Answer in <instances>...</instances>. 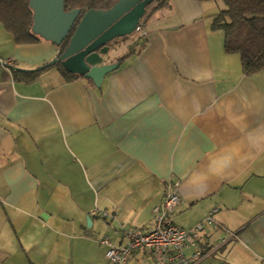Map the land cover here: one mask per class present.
Listing matches in <instances>:
<instances>
[{
  "label": "crops",
  "instance_id": "crops-1",
  "mask_svg": "<svg viewBox=\"0 0 264 264\" xmlns=\"http://www.w3.org/2000/svg\"><path fill=\"white\" fill-rule=\"evenodd\" d=\"M209 6L155 3L145 44L111 45L128 52L105 57L119 67L101 87L56 66L17 80L11 67L38 69L60 48L0 39V61L12 59L0 63V264H111L103 238L152 230L175 182V225L213 215L202 244L214 252L197 264H264V71L244 75ZM127 264L157 263L142 250Z\"/></svg>",
  "mask_w": 264,
  "mask_h": 264
},
{
  "label": "water",
  "instance_id": "water-1",
  "mask_svg": "<svg viewBox=\"0 0 264 264\" xmlns=\"http://www.w3.org/2000/svg\"><path fill=\"white\" fill-rule=\"evenodd\" d=\"M65 1L30 0V5L34 10V33L53 45L60 48L75 28L66 49L43 67L15 70L40 72L61 64L67 73L84 77L101 87L106 75L119 67V63L109 64L104 60L111 44L132 37L145 18L148 6L155 0H119L109 10H90L83 16L78 9L66 12Z\"/></svg>",
  "mask_w": 264,
  "mask_h": 264
},
{
  "label": "trees",
  "instance_id": "trees-1",
  "mask_svg": "<svg viewBox=\"0 0 264 264\" xmlns=\"http://www.w3.org/2000/svg\"><path fill=\"white\" fill-rule=\"evenodd\" d=\"M119 0H66L65 11L80 10L83 16L90 10H109ZM171 0H155L147 8L167 9ZM209 2L218 0H197ZM225 9L212 16V30L225 34V52L239 55L242 71L246 76H253L264 71V0H223ZM147 14V13H146ZM0 24L11 34L16 45H31L42 40L34 33V10L30 0H0ZM70 36L60 47L63 52L68 46ZM123 39H129L125 37ZM143 39L144 38H140ZM138 45H143L145 42ZM63 72L66 80H74L78 76L67 73L61 64L55 65ZM11 67L17 80L28 84L37 81L40 72L24 73ZM46 70V69H45ZM44 71V70H43Z\"/></svg>",
  "mask_w": 264,
  "mask_h": 264
},
{
  "label": "built area",
  "instance_id": "built-area-1",
  "mask_svg": "<svg viewBox=\"0 0 264 264\" xmlns=\"http://www.w3.org/2000/svg\"><path fill=\"white\" fill-rule=\"evenodd\" d=\"M143 23H140L136 33L146 37L143 31ZM12 59L2 61V65L8 68ZM177 182L170 183L164 195L163 203L153 210V229L143 232L134 228L123 230L125 242L117 245L110 237H104L102 245L107 248L106 257L111 264H127L134 253L138 251L150 252L157 264H197L209 257L214 251L202 244V235L206 226L214 225L213 215L205 219L192 229H183L175 225L171 217L181 205L178 194ZM217 210H214L215 213ZM102 218H113L107 211L95 213ZM233 239L231 233L223 235L217 244V248L226 245Z\"/></svg>",
  "mask_w": 264,
  "mask_h": 264
},
{
  "label": "rangeland",
  "instance_id": "rangeland-1",
  "mask_svg": "<svg viewBox=\"0 0 264 264\" xmlns=\"http://www.w3.org/2000/svg\"><path fill=\"white\" fill-rule=\"evenodd\" d=\"M208 3H210L209 7L211 9V13H213V12L215 13V11L218 12L219 8H221L220 11L224 10L226 8L223 0L209 1ZM217 36H219L220 39H225V34L221 30L217 33ZM0 39H13L11 34L8 33L1 24H0ZM131 39L132 40H136L137 43H141L142 40H143V39H140V33H135ZM115 47H117V46L112 47V49L110 50L108 56H111V55L124 56L128 52V50L123 48V47H119L118 46L119 47L118 50ZM0 63H2V61H0ZM206 227H210V226L207 225ZM216 238H217L216 236H214V237L211 236V239H215L216 240ZM106 253H107V248H106ZM104 264H109V263L106 261Z\"/></svg>",
  "mask_w": 264,
  "mask_h": 264
},
{
  "label": "flooded vegetation",
  "instance_id": "flooded-vegetation-1",
  "mask_svg": "<svg viewBox=\"0 0 264 264\" xmlns=\"http://www.w3.org/2000/svg\"><path fill=\"white\" fill-rule=\"evenodd\" d=\"M129 39H118V40H116V41H114L111 45H116V44H118V43H122V42H126V41H128ZM112 47V46H111ZM115 62H117V61H115ZM113 63V62H112Z\"/></svg>",
  "mask_w": 264,
  "mask_h": 264
}]
</instances>
